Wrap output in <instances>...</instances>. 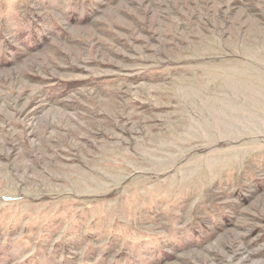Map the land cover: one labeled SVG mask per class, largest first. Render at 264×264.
<instances>
[{"label":"rangeland","instance_id":"rangeland-1","mask_svg":"<svg viewBox=\"0 0 264 264\" xmlns=\"http://www.w3.org/2000/svg\"><path fill=\"white\" fill-rule=\"evenodd\" d=\"M0 264H264V0H0Z\"/></svg>","mask_w":264,"mask_h":264}]
</instances>
